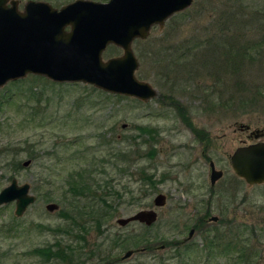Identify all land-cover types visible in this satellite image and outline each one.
<instances>
[{"label":"rangeland","instance_id":"1","mask_svg":"<svg viewBox=\"0 0 264 264\" xmlns=\"http://www.w3.org/2000/svg\"><path fill=\"white\" fill-rule=\"evenodd\" d=\"M229 1L193 0L187 14L175 13L161 28L153 27L146 39L160 37L174 27L176 30L169 35L172 42L187 37L194 28L193 32L201 36V30L212 21L207 17L197 18L194 8H207L214 2L215 13L221 14L228 9ZM252 5L253 2L249 10L256 9ZM232 29L221 32L229 38ZM243 31L259 35L253 28ZM181 32L183 35L179 34ZM176 34L178 36L172 37ZM143 40L134 41L132 48L139 62L135 76L148 82L157 92L148 101L108 93L91 84L56 82L36 74H27L0 87V190L15 177L19 184L28 182L30 192L36 196L35 202L20 217L14 214V203L0 205V264H61L55 256L46 260L42 254L31 250L49 244L56 249L58 242L63 245L66 235L61 232L66 228L83 233L71 219L58 214L59 211L66 216L72 214L77 200L72 195L62 199L55 182L60 186L69 178V173L75 174L84 166L81 161L63 162V140L59 137L72 141L79 151L98 146L97 156L92 155L91 159L100 160V164L105 162L107 167L113 163L109 159L113 153L130 155L133 177L120 181L111 179L114 188L121 190L127 186L124 198L115 199L110 193L103 195L105 188L97 187L96 191L100 188L101 196L111 208H103L93 195L87 201L90 205L85 209L93 215L85 227L101 222L103 234L96 235L89 229L86 238L91 248L104 236L111 238L120 234L124 237L137 232L134 240L126 239L125 244L129 246L126 248H141L149 243L150 247L124 260L119 258L127 249H113L115 261L108 264H264V185L247 186L232 172L228 160V155L246 139L247 132L241 131L240 125L264 130V59L241 64L229 62L225 70L224 62L220 68L213 62H172L170 65L178 80L172 83V76L165 78L156 72V63L141 61L139 52L147 51L148 47ZM121 54V49L108 46L102 58L106 60ZM178 103L184 106L183 115ZM31 110L36 112L35 117L45 116L43 127L34 128L38 118L26 116ZM65 117L68 120L63 125ZM187 120L201 129V137L191 132ZM33 153L40 158L32 159ZM27 159L31 163L23 166L22 162ZM210 160L217 169L223 170L222 178L212 187L208 178ZM10 163H19L20 167L14 169ZM96 165L99 168L98 163ZM107 170L108 176L96 175L95 180L104 182L113 178L114 172ZM51 173L63 180L54 178L50 183ZM143 173L153 175L155 186L152 189L141 180ZM145 189H148L145 197L138 195ZM130 191L142 200L128 202ZM157 193L167 195L166 204L160 208L152 204ZM84 200L80 206L86 202ZM48 202L57 203L59 210L48 212L45 209ZM114 208L116 210H112ZM144 208L157 211L158 218L153 225L146 227L136 222L124 227L117 225V218ZM98 214L99 218L94 219ZM212 216L217 220L211 221ZM35 225L51 230L27 231ZM192 228L194 232L188 237ZM209 239L217 244L212 253L206 243ZM104 245H108V240ZM104 247L102 245L103 250ZM239 250L246 260L239 259ZM100 256L103 253L85 259L82 264H104Z\"/></svg>","mask_w":264,"mask_h":264},{"label":"water","instance_id":"2","mask_svg":"<svg viewBox=\"0 0 264 264\" xmlns=\"http://www.w3.org/2000/svg\"><path fill=\"white\" fill-rule=\"evenodd\" d=\"M6 2L0 0V87L27 74H36L56 82L91 84L106 92L147 101L157 92L135 76L139 62L132 43L146 39L152 27L161 28L169 17L189 8L193 0H74L51 12L30 2L24 13L19 12L15 1H10V6ZM67 25L69 31L64 29ZM108 45L120 48L122 54L103 60L102 53ZM261 136L256 131L255 137ZM228 158L233 173L249 186L264 183V140L238 146ZM30 163L27 159L22 165ZM222 175L223 171L209 161L210 185ZM29 188V183L18 184L13 178L0 191V204L15 201L14 213L21 216L35 201ZM165 204V194L154 196L155 207ZM45 208L53 212L59 206L50 202ZM156 219L154 209H141L118 218L117 223L138 221L151 225ZM210 220L216 221L217 217ZM193 232L190 229L188 237ZM133 252L127 250L122 259Z\"/></svg>","mask_w":264,"mask_h":264},{"label":"trees","instance_id":"3","mask_svg":"<svg viewBox=\"0 0 264 264\" xmlns=\"http://www.w3.org/2000/svg\"><path fill=\"white\" fill-rule=\"evenodd\" d=\"M215 2V1H214ZM212 3L211 6H207L210 8H194V14L197 15V18L207 17L208 20H211L212 23H208L207 26L201 30V36L199 33L193 32L195 28L192 30L187 37H184L177 42H172L169 35L173 32L175 27L171 31H165L160 35V37H153L151 40H143L142 42L147 45V51H140L139 57L142 62H154L158 66L156 67V72L159 75L164 76L165 78H171V82L175 83L178 81L174 72L172 71V66L170 65L172 62H213L214 66L220 68L221 62L223 63V70L229 67V62H236L237 64H241L240 62H256L262 61L264 58H261V54L264 53V4L262 0H230L228 9L221 13H215V3ZM253 2L252 6H256V9L249 10V4ZM251 6V7H252ZM259 6V8H257ZM192 7V6H191ZM190 7V8H191ZM187 8L186 10L179 12L175 15H182L184 16L190 10ZM208 13L205 16V13ZM174 15V16H175ZM215 19V21H213ZM226 28H233L232 34L229 38L223 36L221 32L222 29ZM253 28L256 32H259V35L253 36L249 32L243 31V29L248 30ZM220 29V30H219ZM176 30V29H175ZM216 30H218L216 32ZM216 32V33H215ZM183 35L182 32L179 33ZM178 34L172 36L176 37ZM137 41V40H135ZM140 41V40H138ZM147 43V44H146ZM115 47V46H112ZM263 49V50H261ZM260 51V52H259ZM260 59H259V58ZM218 59V62H217ZM211 66V65H210ZM215 74V70H214ZM212 77V76H211ZM244 96V95H243ZM180 114L183 115V108L180 106L178 107ZM35 111L31 110L30 115H26L27 118H38L37 123H35L34 128L36 127H43L45 125L44 119L45 116L38 115L35 117ZM68 119L65 117L62 122L63 125L67 124L66 121ZM188 126H191V122L189 120L186 121ZM193 131L199 134L195 128H192ZM142 131L144 129L142 128ZM146 133V132H145ZM63 140L62 143V151L64 153L63 162L64 163H78L81 161V164H84L82 168H78L75 174L69 173V178L65 179V182L62 183L60 186H57L58 183L55 182L54 186L57 191H61V198L66 200L67 195H72V197L77 200V204L73 205V212L66 216V213L63 211H59L58 214L63 215L64 218L71 219L73 224H76L79 228L83 230V233H74L72 229L66 228L61 232V235H66V240L63 245L59 242L57 243V248H52V245L39 246L33 248L31 251L33 253H40L42 254L46 260L50 259L51 257L55 256L56 260H58L61 264H82L85 259L95 257L98 253H100L102 249L101 242L95 243V247H91L87 252V248L89 245L88 239L86 238V234L91 229L95 232L96 235H100L102 233V223L96 222L94 226H86L93 215L91 212L85 209V207L89 206L87 201L92 198H97L99 202H101L104 206L103 208L110 207L107 201L101 196L103 193H100V188L104 187L103 189L104 194L109 196V193L115 197V199H122L124 195L127 193L124 192L126 189L123 186L121 190L114 188L111 184V179L121 180L125 179L126 177H133L132 172H130V164L129 161L131 160L130 155L127 153H113L109 156V159L113 160V163L110 167L105 166V162L102 164L99 163L100 160L96 161L91 159V156H97L98 146L91 148L87 147L84 148L85 150L79 151V149L74 148L72 141H64V138L59 137ZM56 148V146H54ZM89 149V151L87 150ZM90 155V158L87 156ZM32 159L40 158L36 153L31 154ZM98 163V166L96 165ZM60 164V163H57ZM14 169L20 167V164H12L10 163ZM80 167V166H78ZM99 170H97V168ZM111 169L115 175L113 178H108L110 180H104L102 182L101 179L95 180L96 175H101L102 177L108 176V170ZM95 170L98 173H95ZM115 177V178H114ZM47 178V177H45ZM57 178V181L63 180V178H59L58 174H50L49 181ZM141 180L143 183H146L152 189L155 186V180L153 179L152 174H145L141 176ZM102 183V184H101ZM100 187L98 191L96 188ZM112 187V188H111ZM148 194V189L138 193V195H145ZM97 195V196H96ZM134 192L130 191L129 201L130 203H137L138 201L142 200L140 197L135 198ZM85 198V200H84ZM86 201L85 203L81 204V201ZM111 208V207H110ZM112 210H116L115 208ZM111 210V211H112ZM106 213V212H105ZM110 213V211L106 214V216ZM99 214L94 216V219L99 218ZM105 217V216H104ZM38 229L42 230L43 226L38 225ZM204 230V229H203ZM138 236V235H137ZM204 236V235H203ZM219 239L221 238L218 234L216 235ZM214 236V237H216ZM64 238V236H62ZM206 240V236L204 237ZM215 240L209 239L207 246L210 249V253H212V249H214L217 244H214ZM126 239H122V247L126 248L127 245ZM148 244H144L143 246H147ZM142 246V247H143ZM141 247V248H142ZM129 248V246L127 247ZM239 259L243 258L242 251L239 250ZM247 259V257H246ZM52 262V261H51ZM248 262V261H247ZM248 264H251L248 262Z\"/></svg>","mask_w":264,"mask_h":264},{"label":"flooded vegetation","instance_id":"4","mask_svg":"<svg viewBox=\"0 0 264 264\" xmlns=\"http://www.w3.org/2000/svg\"><path fill=\"white\" fill-rule=\"evenodd\" d=\"M10 1H15V3H16V7H17V9L19 10V12H21V13H24L25 12V6L28 4V3H30V2H33L34 4H38L40 7H42V9H44V10H48V11H52V10H59L61 7H63V6H65V5H67V4H69V3H71V2H73L74 0H7V2H6V5L7 6H10L11 5V3H10ZM93 1H97V0H93ZM98 2H101V1H98ZM65 31H69L70 30V27H69V25H67V26H65ZM110 46V45H109ZM116 48H118V47H116ZM178 105V107H180L181 105L178 103L177 104ZM182 108H183V110H184V106H181ZM240 127V130L241 131H246L247 132V134H246V139H244V140H242L243 142H242V144L241 145H238V146H242V145H245V144H249V143H252V142H256V141H259V140H264V130H258V129H251L250 127H249V125H240L239 126ZM189 128H190V130H191V132H193V134L195 135V136H197V137H201L200 136V131H201V129H199V128H195L194 126H193V124H191V126H189ZM192 128H195L197 131H199V134L198 133H196L195 131H193L192 130ZM256 131H259V133H261L262 134V136L261 137H255V134H256ZM249 140H251L249 143H246L247 141H249ZM237 146V147H238ZM236 148V147H235ZM235 148H234V150H235ZM233 150V151H234ZM232 151V152H233ZM231 152V153H232ZM230 155V154H229ZM228 155V156H229ZM228 160H229V158H228ZM211 161V160H210ZM214 163V162H213ZM230 164V163H229ZM215 165V164H214ZM216 168V167H215ZM217 169V168H216ZM221 170V169H220ZM232 170V169H231ZM223 171V170H222ZM233 172V171H232ZM223 176V175H222ZM236 176V175H235ZM208 178H209V175H208ZM222 178V177H221ZM239 178V177H238ZM239 179H241V178H239ZM219 180V179H218ZM217 180V181H218ZM241 180H243V179H241ZM216 181V182H217ZM215 182V183H216ZM243 182L245 183V181L243 180ZM23 183H25V182H23ZM28 183V182H27ZM22 184V183H21ZM209 184H210V181H209ZM247 186H249L247 183H245ZM30 185V184H29ZM255 185H264V183H262V184H255ZM255 185H251V186H255ZM211 186V185H210ZM214 186V185H213ZM212 187V186H211ZM30 188H31V186H30ZM158 194V193H157ZM164 194V193H163ZM34 195V194H33ZM35 196V195H34ZM165 196H166V200H167V195L165 194ZM35 200H36V196H35ZM35 202V201H34ZM33 202V203H34ZM10 203H14V210H15V201H11V202H8V203H3V204H0V205H2V206H6V205H8V204H10ZM33 203H31V204H33ZM31 204H29V205H31ZM153 204V203H152ZM28 205V206H29ZM27 206V207H28ZM156 208H160V207H156ZM27 209V208H26ZM25 209V210H26ZM144 209H152V208H144ZM25 212V211H24ZM23 212V213H24ZM49 212V211H48ZM15 214V213H14ZM16 216V215H15ZM17 217H20V216H17ZM120 218V217H119ZM157 218H158V215H157ZM118 219V218H117ZM117 219H116V223H117ZM156 221H157V219H156ZM156 221H154L151 225H153ZM132 222H136V223H139V224H141V225H143V226H151V225H145L144 223H140V222H138V221H132ZM132 222H129V223H132ZM129 223H127V224H129ZM126 224V225H127ZM117 225L118 226H120V227H124V226H126V225H120V224H118L117 223ZM32 230H35V231H37L38 233H43L42 231H45V230H51V228L49 227L48 229H46V228H44L43 227V229L42 230H39L38 229V225H35V226H32L29 230H27V231H32ZM205 230V229H204ZM53 232V231H52ZM54 233V232H53ZM103 234V233H102ZM102 234H100L99 236H102ZM123 238H125V239H132V240H134L135 238H137V232H132L131 234H126L124 237L123 236H121L120 234H114L113 235V237H111V238H109V236H104V237H102L101 238V240H99L98 238V240L101 242V245H103V246H108V249H105V247H104V250L102 251V252H100V253H103V256L101 257H98L101 261H103L104 262V264H108V263H111V262H114L115 261V259H114V255H113V253H112V251L111 250H113V249H120V250H122L123 249V247H122V239ZM107 240H108V245H104L105 244V242H107ZM170 242V241H169ZM92 247L94 248L95 247V245L93 244L92 245ZM147 247H150V243L147 245V246H143L142 248H132V247H130V249H127V250H134V252H136V251H138V250H140V249H146ZM161 247H163V246H161ZM89 245H88V248H87V252L89 251ZM133 252V253H134ZM100 253H98L95 257H97ZM177 254L179 255L180 254V252L179 251H177ZM124 255V254H123ZM123 255H121L120 256V260H124V259H122V256ZM105 256V257H104ZM104 257V258H103ZM93 258V257H92ZM92 258H90V259H92ZM87 259H89V258H87ZM242 260H246V258L245 257H243L242 258Z\"/></svg>","mask_w":264,"mask_h":264}]
</instances>
